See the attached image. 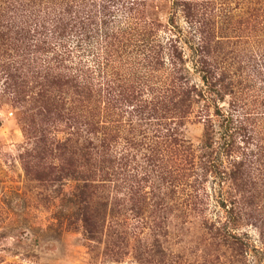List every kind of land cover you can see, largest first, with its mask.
Masks as SVG:
<instances>
[{
  "label": "trees",
  "instance_id": "1",
  "mask_svg": "<svg viewBox=\"0 0 264 264\" xmlns=\"http://www.w3.org/2000/svg\"><path fill=\"white\" fill-rule=\"evenodd\" d=\"M166 1L171 8L164 21L142 16L144 9L153 13L155 0H88L70 22L69 11L51 19L43 1L10 0L7 9L0 7L14 15L7 21L0 15L14 54L0 55L3 95L21 113H38L40 122L25 116L34 147L24 157L25 171L56 190L73 213L69 221L92 241L103 235L113 206L164 211L168 225L174 213L200 211L201 188L211 176L246 187L253 166L264 165L250 157L241 161L234 147L238 131L256 148L262 144L243 125L264 116V0H235L238 16L233 9L215 15L222 0ZM178 12L188 30L177 24ZM242 29L248 41L259 39L247 56L240 49ZM184 41L202 87L191 80ZM77 52L82 55L75 65ZM35 57L41 71L27 69ZM202 101L216 113L201 117L205 134L196 149L187 128ZM62 130L65 138L59 139L55 134ZM228 201L222 238L238 245L230 225L241 217L233 198Z\"/></svg>",
  "mask_w": 264,
  "mask_h": 264
},
{
  "label": "rangeland",
  "instance_id": "2",
  "mask_svg": "<svg viewBox=\"0 0 264 264\" xmlns=\"http://www.w3.org/2000/svg\"><path fill=\"white\" fill-rule=\"evenodd\" d=\"M8 1L0 0V7L7 9ZM42 1L47 8L44 12L53 14L51 19L69 11L70 14H65L68 22L71 17L81 13L88 3V0H37V5L40 6ZM155 2L152 11L156 15L151 14L150 9H144L142 16L156 18L158 15L164 21L169 16L170 1ZM236 6L235 0H222L215 15H228L233 9V14L238 16L241 12L236 10ZM0 15L8 16L3 21L14 18L13 14L1 9ZM1 24L3 22L0 23V55L7 52L10 56L13 54L11 42L6 36L7 31L1 29ZM177 24L188 30L186 20L179 12ZM240 35V49H246L244 52L247 56L250 47L259 39L254 35L253 42L248 41L249 34L243 29ZM168 38V35H162L163 40ZM72 39L75 40L74 37ZM69 45L72 48L74 46L72 43ZM181 46L186 54L193 84L202 87V78L192 62L189 45L184 41ZM255 51L252 50L253 55ZM80 55L81 52L75 54L72 64L80 63ZM34 59L36 57L31 64L29 62L27 69L31 70L32 67L41 71L38 68L39 59ZM41 59L44 58L41 56ZM0 60H3V56H0ZM4 83V80L0 81V264H264V165L253 166V171L249 172L253 178L249 179L246 187L242 184L234 187L232 182L224 180L222 183L219 177L211 176L201 188L203 205L200 211L186 215L174 213L168 225L167 213L164 211L146 209L132 213L113 206L104 218L107 222L101 228L103 235L98 237V241H92L79 223L69 221L73 213L67 211L66 204L54 193L56 190L45 188L33 178L34 173L30 176L26 173L23 165L25 155L34 147L26 134L28 129L25 116L29 120L33 117L37 120L38 113H21V108L3 95L6 90ZM230 102L231 99L227 98V103ZM193 113L195 115L188 124L187 137L198 149L205 134V121L201 117L207 115L214 118L216 109L202 101ZM260 117L250 118L243 125L249 129L247 135L259 138L260 144L262 141L260 149L254 145L256 142L252 139L250 141L249 136L243 137L239 131L234 133L237 138L235 157H240L241 161L250 157L264 164L263 113L262 119ZM64 131L55 135L64 139ZM227 161H224V168L230 169ZM231 198L237 203L236 212L241 217L235 227L234 224L230 225L240 240L238 245L222 238L223 226L230 217L223 204L231 208L228 201ZM206 221H210L208 226Z\"/></svg>",
  "mask_w": 264,
  "mask_h": 264
}]
</instances>
